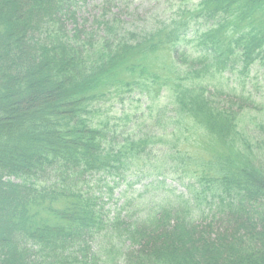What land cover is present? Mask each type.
<instances>
[{"label": "trees", "instance_id": "16d2710c", "mask_svg": "<svg viewBox=\"0 0 264 264\" xmlns=\"http://www.w3.org/2000/svg\"><path fill=\"white\" fill-rule=\"evenodd\" d=\"M165 4L0 0V264H264V0ZM131 97L156 130L107 111ZM170 170L185 190L136 217L93 186Z\"/></svg>", "mask_w": 264, "mask_h": 264}, {"label": "rangeland", "instance_id": "374dc122", "mask_svg": "<svg viewBox=\"0 0 264 264\" xmlns=\"http://www.w3.org/2000/svg\"><path fill=\"white\" fill-rule=\"evenodd\" d=\"M103 0H78V11L82 18L86 17L89 13L93 12L96 5L98 3H101ZM122 1V3L127 4L131 3V7H137L139 6L138 12H143L145 8L147 10L143 12L145 15L149 13L150 11H159L162 12L165 11L167 4H165V0H118ZM259 66V65H258ZM255 66L250 76L252 78L249 80V87L250 89L253 88V84L256 81L254 85V90L252 93L254 94V98L256 101L253 105H251V109L249 110V113L246 116V123L245 124L249 129H251L253 134H256L259 136V133H262L264 135V67L263 66ZM235 79V78H233ZM131 100H133L131 102ZM136 99L128 98L126 103H120L117 101H112L107 106H110V108L107 109V111H119V109H127L129 113L135 114V116L131 117L133 120L124 127V132L126 135L131 133H144L145 130L150 129L148 131H154L156 130V119L155 117H151L146 114L145 111L139 112L141 114L142 119H137L135 111L137 109L138 103H136ZM146 104L144 103V106ZM112 116L116 115V113H112ZM144 116V117H143ZM145 122L143 126L136 125L138 123ZM259 124H261V128H259ZM255 130V131H253ZM135 131V132H134ZM194 133H197L195 131ZM261 139H264L261 138ZM141 170L145 171L148 170V167L141 168ZM171 171V170H170ZM177 176L179 174L171 171L167 178L164 180H161L160 183L156 182V185L148 186L146 189L144 187L145 183H148L150 181V178L147 180L143 179L137 184L131 183V184H121L118 185L114 182L108 183V182H101V183H93V186L96 190H99L98 192L101 193V195H104L105 201L104 203L106 209L110 211L112 214L117 211L121 207V205L125 206L124 214H129L130 216L136 217L138 215V212L142 210V213L148 212V208L152 207L153 202L152 199L155 197H159L160 195L164 194L165 192H170L172 189L176 188L178 191L185 190V187L182 186V184L177 179ZM97 178V177H96ZM96 178H93V182ZM104 183H108L109 186H114L115 188L112 190ZM95 192V191H93ZM96 192L97 194H99ZM144 193V194H143ZM143 194V195H142ZM142 195V196H141ZM100 202V204H103Z\"/></svg>", "mask_w": 264, "mask_h": 264}]
</instances>
